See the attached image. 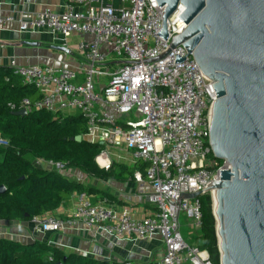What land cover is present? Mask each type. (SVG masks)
Segmentation results:
<instances>
[{
    "label": "built area",
    "instance_id": "obj_1",
    "mask_svg": "<svg viewBox=\"0 0 264 264\" xmlns=\"http://www.w3.org/2000/svg\"><path fill=\"white\" fill-rule=\"evenodd\" d=\"M164 9L156 0H64L63 8L45 7L28 19L0 14V25L16 21L23 33H48L61 41L74 33L92 35L90 42L77 45L86 61L81 81L79 69L66 65H13L22 82L39 92L34 100L22 99L17 110L81 113L88 127L82 137L104 144L95 156L97 165L107 170L114 160L141 164L131 180L154 207L152 213L136 217L127 205L94 202L87 193L78 192L65 217L47 212L30 221L35 230L47 232L80 223L122 239L157 236L164 250L152 263L213 264L206 250L185 238L180 216L198 232L199 198L204 193L212 198V191L203 187L218 180L220 170L230 169V164L219 162L210 147L213 82L182 44L170 47L173 36L185 28L178 17L183 7L179 3L168 17L166 39L157 34ZM176 54L187 55L175 63ZM7 144L0 135V147ZM35 160L42 167L67 170L59 161ZM192 193L199 194L184 195ZM110 264L141 263L127 259Z\"/></svg>",
    "mask_w": 264,
    "mask_h": 264
},
{
    "label": "water",
    "instance_id": "obj_2",
    "mask_svg": "<svg viewBox=\"0 0 264 264\" xmlns=\"http://www.w3.org/2000/svg\"><path fill=\"white\" fill-rule=\"evenodd\" d=\"M156 1L165 5L157 33L163 39L168 17L179 3L183 7L178 17L185 28L170 47L182 44L216 92L210 147L230 169L220 170V178L203 189L212 191L219 264H264V0ZM184 57L176 54L175 63ZM4 190L0 185V193Z\"/></svg>",
    "mask_w": 264,
    "mask_h": 264
},
{
    "label": "trees",
    "instance_id": "obj_3",
    "mask_svg": "<svg viewBox=\"0 0 264 264\" xmlns=\"http://www.w3.org/2000/svg\"><path fill=\"white\" fill-rule=\"evenodd\" d=\"M37 97V89L24 84L12 66L0 65V135L8 141L6 146L0 147V185L5 187L0 193V220H30L33 216L55 210L78 192L112 201L108 191L79 182L55 169L36 165L33 159L59 161L67 169H78L88 176L117 182L132 181L134 170L143 167L138 162L128 164L116 160L107 170L99 167L95 156L104 144L84 138L75 140V136H83L88 131L79 112L65 115L61 111L40 108L28 110L25 115L13 114L22 99L34 100ZM10 104L15 105L14 110ZM199 199L202 224L196 235L198 242L194 243L208 252L213 264H219L212 198L209 193H204ZM56 263L110 264L89 255L66 253L44 241L23 242L0 236V264Z\"/></svg>",
    "mask_w": 264,
    "mask_h": 264
},
{
    "label": "crops",
    "instance_id": "obj_4",
    "mask_svg": "<svg viewBox=\"0 0 264 264\" xmlns=\"http://www.w3.org/2000/svg\"><path fill=\"white\" fill-rule=\"evenodd\" d=\"M45 7L61 9L64 0H0V14L13 15L15 18L28 19ZM92 35L74 33L61 41L48 33H23L18 30L16 21L5 22L0 25V65H66L79 69L78 81L83 79L82 67L86 65L85 58L77 45L79 41L90 42ZM65 46L67 51L55 47ZM38 92V91H37ZM37 96V93L36 95ZM39 96V92H38ZM99 106V105H98ZM73 113H77L74 111ZM71 114V113H69ZM75 169H67L64 174L75 179ZM77 176L86 178L81 182L108 191L112 201L110 205L120 207L129 206L136 217H144L153 212L154 207L147 198L139 195L133 181L117 182L108 179H97L76 169ZM77 179V178H76ZM87 182V183H85ZM75 196H70L50 214L65 217L72 209ZM92 201H101L100 197L90 196ZM105 200V199H103ZM0 236L17 239L23 242L30 240L44 241L54 246L63 244V251L89 255L109 263L120 260H134L147 264L157 260L164 250V244L155 236L151 239L117 238L102 229H88L77 223L64 227L59 232L35 230L30 220H0Z\"/></svg>",
    "mask_w": 264,
    "mask_h": 264
},
{
    "label": "rangeland",
    "instance_id": "obj_5",
    "mask_svg": "<svg viewBox=\"0 0 264 264\" xmlns=\"http://www.w3.org/2000/svg\"><path fill=\"white\" fill-rule=\"evenodd\" d=\"M73 112H74V110H70V109H63L62 110V113L65 115L69 114V113H73ZM33 161L35 164L36 160L33 159ZM73 173H75V180H76V178H77L76 176L78 175L76 172V169H75V172H73ZM85 179H84V181H85ZM85 183H87V182H85ZM180 223H181V231H182L183 235L185 236V238L190 242H198V239H197L198 236H196L198 233H196L194 229L188 228V225L186 224L187 222H186V219L184 218V215L180 216ZM30 241H32V240H30Z\"/></svg>",
    "mask_w": 264,
    "mask_h": 264
}]
</instances>
